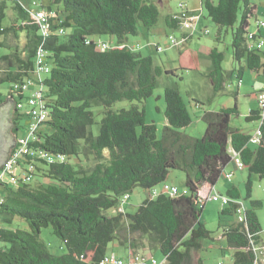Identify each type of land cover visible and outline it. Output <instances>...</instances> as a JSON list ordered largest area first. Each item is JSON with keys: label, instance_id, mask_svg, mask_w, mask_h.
Wrapping results in <instances>:
<instances>
[{"label": "trees", "instance_id": "1", "mask_svg": "<svg viewBox=\"0 0 264 264\" xmlns=\"http://www.w3.org/2000/svg\"><path fill=\"white\" fill-rule=\"evenodd\" d=\"M38 1L53 32L47 38L40 32L30 0L0 1V47L9 51L0 55V83L12 85L30 77L37 50L48 52L50 72L43 86L49 118L39 133L38 147L65 160L36 168V184H32L34 178L6 189L5 202L0 205V264H99L114 242L128 250L147 246L159 251L166 257L165 264H191L192 253L209 237L200 222L204 207L200 190L207 187L209 191L216 185L232 161L230 151L238 154L250 174L264 178V119L261 139L253 146L251 135L230 126L231 116L238 115L236 104L204 112V134L192 138L178 131L191 119L177 84L170 83L163 93L166 125L158 138L157 127L146 122L143 108L135 104L112 108L124 100L144 102L159 77L174 75L127 42L128 36L139 35L141 27L156 25L157 4L153 0ZM8 3L13 15L3 26ZM201 6L214 24L231 30L232 59L238 65L226 73L221 67L223 52L213 48L205 56L209 61L206 77L212 83L209 104L233 72L238 84L244 68L264 75V51L247 46L250 18L257 19L252 0H201ZM177 14L164 18L167 28H180L174 18ZM59 28L65 30L63 35H58ZM101 35L114 37L116 44L101 50L92 38ZM191 37L181 35L185 42ZM8 96L12 97L10 91ZM22 98L19 94L18 99ZM92 106L102 109L97 134L91 128L95 123ZM259 113L258 107L250 110L245 120L259 123ZM15 118L17 133V111ZM86 161L91 164L85 165ZM174 169L184 173L187 194L152 197L154 186ZM42 178L49 183L41 182ZM135 187L150 194L133 213L124 208L118 211L120 199ZM251 193L248 180L245 199L250 206L243 209L238 222L222 229L233 264H253V246L264 244L255 212L261 203L251 199ZM224 196L229 202L221 214H236L239 190L234 186ZM110 209H115L114 214H107ZM14 219L24 221L26 229L13 227ZM48 227L64 244L62 254L50 252L41 239V230Z\"/></svg>", "mask_w": 264, "mask_h": 264}, {"label": "rangeland", "instance_id": "2", "mask_svg": "<svg viewBox=\"0 0 264 264\" xmlns=\"http://www.w3.org/2000/svg\"><path fill=\"white\" fill-rule=\"evenodd\" d=\"M159 10V16L156 25L151 28H140V33L137 36H128L127 42L131 46L138 45L135 49L142 56H150L155 65L162 67L164 70H170L172 75H162L158 78V85L153 91V94L144 102H128L126 100L116 102L113 109L128 108L131 104L143 108L145 111L146 122L154 123L157 127V137L160 138L162 130L166 125L164 117V100L163 93L167 84H177L178 91L186 105L191 123L185 128L178 129L181 133L192 138H200L203 136L206 124L202 120V115L206 111L216 112L221 108H232L237 105L238 115L231 116L230 126L241 129L243 132L253 135L258 127L257 121H246L245 117L250 110H256L257 99L256 95L264 85V75L256 73L244 68L243 74L238 85L236 72L232 73L231 78L226 80L224 89L213 97L211 103L207 100L212 96V83L206 77L207 66L209 61L205 56L216 48L223 52L224 59L221 67L227 73L233 69H237L238 65L232 59L231 47V30L220 28L214 24L207 16L205 10L201 6V0H153ZM256 5V18L264 20V0H252ZM186 5L190 15L195 19L194 30H184L179 28L173 30L167 28L164 23V18L167 15H173L179 12V4ZM255 18H250L248 29L254 30ZM8 24V20L4 19L3 26ZM205 30L207 33L205 34ZM189 34L192 37L185 43H180L177 47L171 46L168 42L170 36L179 40L181 35ZM261 35L264 37V30H261ZM97 45L106 43L110 46L116 44V39L107 35L92 37ZM219 38V39H217ZM6 44H11L7 41ZM160 46L161 51H157L156 47ZM9 51L6 48L0 47V55L7 54ZM3 68L0 67V73ZM11 83H0V100L7 98ZM94 114L92 131L98 133L99 122L102 117V109L99 106H92L90 109ZM27 123L26 118L21 116L17 124L19 126L17 136L23 134L21 126ZM256 145L250 141V146ZM76 160H72L75 162ZM85 165H90L91 161H86ZM233 173V177L227 179V174ZM39 178H35L32 184H36ZM251 182V199L258 200L261 206L255 209L261 225L260 236L264 240V178H260L255 174H250L246 168L239 170L236 161L233 160L223 169L213 192L219 195H226L228 189L236 187L239 192L242 205L245 208L250 206L246 197V183ZM185 175L178 169L170 170L165 181L154 186L158 192L162 190L163 183L175 186L179 191H183ZM41 182L48 184V180L42 178ZM207 187H202L200 190L201 198L207 194ZM150 192L140 187H135L128 195V200L124 203L123 208L127 213H133L136 208L148 197ZM204 207L200 216V222L209 231V237L202 241L199 250L192 253L191 264H233L232 251L224 247L221 236L222 229L225 225L233 222H238L240 215H222L221 205L219 202L212 200H203ZM115 209H110L107 214H114ZM13 227L26 229V223L19 219L13 220ZM43 242L48 246L50 252L59 255L64 252V244L58 240L51 231V228H43L40 233ZM224 247V248H223ZM142 256H153L157 262L163 261V256L159 251L151 250L147 246L136 251ZM114 253L119 258L126 260L128 258V249L117 242L111 243L107 247V254Z\"/></svg>", "mask_w": 264, "mask_h": 264}, {"label": "built area", "instance_id": "3", "mask_svg": "<svg viewBox=\"0 0 264 264\" xmlns=\"http://www.w3.org/2000/svg\"><path fill=\"white\" fill-rule=\"evenodd\" d=\"M1 1V0H0ZM30 6L34 10L33 15L37 20L40 28V32L43 37L47 38L52 35L50 23L48 21V14L41 9L40 2L38 0H30ZM179 12L174 18L180 21V28L184 30H194L195 19L190 15L186 5L179 4ZM254 30L247 34V46L249 50L264 51V37L261 35V30H264V20L255 19ZM58 35H63L65 30L63 28L57 29ZM205 34L207 31L205 30ZM185 35V34H184ZM168 42L171 46L177 47L180 43H184L185 40L170 36ZM89 43V40H87ZM97 45V44H96ZM138 46V45H137ZM136 46V47H137ZM101 50H107L109 45L106 43H100L97 45ZM139 47V46H138ZM159 52L162 50L160 46L156 47ZM48 52L43 49H38L35 57L34 71L30 77L24 79L20 83H13L9 91L12 93V97L7 95V98H13L14 109L18 114L26 118V125L22 129L24 132L20 136H16L15 144L11 148L7 160L0 167V205L5 202V193L7 188L17 187L20 184L31 182L37 173L36 168H42L46 164L54 163L55 161H64L65 157L62 155H53L44 149L38 147L40 143V131L44 127V123L49 118L48 109L44 99V86L43 81L50 72V65L47 61ZM239 85V84H238ZM22 95V99H18V95ZM257 106L260 111V121L258 127L255 129L251 142L258 144L261 139L260 124L264 119V85L256 95ZM19 118V119H20ZM232 160L236 161L239 170L244 169L243 163L240 161L238 154L234 151H230ZM233 173L227 174V179H231ZM214 187L209 190L203 200H212L219 202L221 207L226 206L229 202L227 196L219 195L213 192ZM166 194L172 197L187 194V189L179 191L175 186L163 183L162 190L157 191L153 189L151 196L155 197L159 194ZM129 195H124L120 199V205L117 208L118 211H123V205L128 200ZM238 203V202H237ZM239 209L238 215L243 213L242 202L238 203ZM240 220V219H239ZM255 259L253 264H264V244L253 246ZM166 257H163V261L157 262L153 256H142L134 250H128V258L126 260L119 258L114 253L106 254L99 264H165Z\"/></svg>", "mask_w": 264, "mask_h": 264}, {"label": "flooded vegetation", "instance_id": "4", "mask_svg": "<svg viewBox=\"0 0 264 264\" xmlns=\"http://www.w3.org/2000/svg\"><path fill=\"white\" fill-rule=\"evenodd\" d=\"M15 116L13 100L7 98L4 103H0V163L6 159L15 143Z\"/></svg>", "mask_w": 264, "mask_h": 264}, {"label": "crops", "instance_id": "5", "mask_svg": "<svg viewBox=\"0 0 264 264\" xmlns=\"http://www.w3.org/2000/svg\"><path fill=\"white\" fill-rule=\"evenodd\" d=\"M7 6H9V7H7V9L5 10V19H7L8 20V18L9 17H11L13 14H12V10H11V4L10 3H8V5ZM1 99V98H0ZM7 99V98H6ZM6 99H2V100H0V103L2 104V103H4L5 101H6ZM257 109V108H256ZM222 242L224 243V247L226 248V245H225V241H224V239L222 240ZM223 247V248H224ZM227 249V248H226Z\"/></svg>", "mask_w": 264, "mask_h": 264}, {"label": "water", "instance_id": "6", "mask_svg": "<svg viewBox=\"0 0 264 264\" xmlns=\"http://www.w3.org/2000/svg\"><path fill=\"white\" fill-rule=\"evenodd\" d=\"M9 99H11L10 97H9ZM12 100V99H11ZM13 105H14V102H13ZM15 144V143H14ZM14 146V145H13ZM12 146V147H13ZM7 160V157H6V159L5 160H3L1 163H0V167L3 165V163L5 162Z\"/></svg>", "mask_w": 264, "mask_h": 264}]
</instances>
